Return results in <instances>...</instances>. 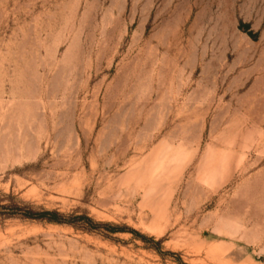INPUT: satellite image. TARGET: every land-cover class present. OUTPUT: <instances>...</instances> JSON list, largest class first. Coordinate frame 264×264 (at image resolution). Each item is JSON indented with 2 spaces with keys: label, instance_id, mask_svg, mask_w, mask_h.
Listing matches in <instances>:
<instances>
[{
  "label": "rangeland",
  "instance_id": "obj_1",
  "mask_svg": "<svg viewBox=\"0 0 264 264\" xmlns=\"http://www.w3.org/2000/svg\"><path fill=\"white\" fill-rule=\"evenodd\" d=\"M0 264H264V0H0Z\"/></svg>",
  "mask_w": 264,
  "mask_h": 264
},
{
  "label": "trees",
  "instance_id": "obj_2",
  "mask_svg": "<svg viewBox=\"0 0 264 264\" xmlns=\"http://www.w3.org/2000/svg\"><path fill=\"white\" fill-rule=\"evenodd\" d=\"M26 215L30 219L38 218V216H49L47 218L48 221H53V222L55 221L56 222L58 220V219H56L57 213H55V212H53V213L45 212L42 215H35L34 213H26ZM57 222H59V221H57Z\"/></svg>",
  "mask_w": 264,
  "mask_h": 264
}]
</instances>
